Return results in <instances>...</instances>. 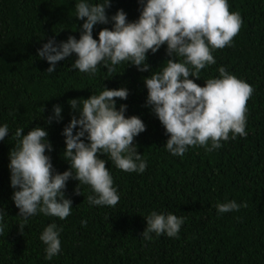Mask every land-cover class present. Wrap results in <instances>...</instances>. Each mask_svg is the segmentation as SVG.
Segmentation results:
<instances>
[{
  "label": "trees",
  "instance_id": "1",
  "mask_svg": "<svg viewBox=\"0 0 264 264\" xmlns=\"http://www.w3.org/2000/svg\"><path fill=\"white\" fill-rule=\"evenodd\" d=\"M77 0H0V125L7 123L10 134L0 142V209L7 213L5 231L0 235V264H264V0H228L229 11L239 12L242 25L231 46L212 54L216 63L200 72L199 86L219 75L223 66L247 82L253 93L246 101L245 137L221 141L211 152L190 147L182 156H172L164 146L169 138L159 120L145 106L147 90L143 80L169 57L166 45L152 54L149 72L122 64L108 74L100 69L94 77L78 70L69 71L75 56L50 66L37 56V50L55 36L57 42L72 35L79 39L83 21L75 18ZM119 9L128 20L139 16L138 0H111L108 15ZM111 25L94 27L93 37ZM77 31V32H76ZM126 87V117L138 116L146 131L134 144L147 161L144 173H126L108 159L120 199L116 206H90L87 186L75 195L77 181L69 180L65 197L72 200V212L64 220L38 214L23 223L11 197L8 154L16 144L14 133L27 134L45 127L53 105L62 106L63 120L47 126L55 170H68L62 153L63 128L70 122L71 99H87L103 89ZM42 107L44 112H42ZM11 113V114H10ZM231 135V133H230ZM210 146V145H209ZM236 200L247 204L239 211L218 215L215 205ZM152 211L184 216L178 238L166 235L151 241L142 239L144 217ZM85 222V223H82ZM50 223L62 227L61 253L44 259L39 237Z\"/></svg>",
  "mask_w": 264,
  "mask_h": 264
},
{
  "label": "clouds",
  "instance_id": "2",
  "mask_svg": "<svg viewBox=\"0 0 264 264\" xmlns=\"http://www.w3.org/2000/svg\"><path fill=\"white\" fill-rule=\"evenodd\" d=\"M138 4V18L129 21L123 9L108 15L111 0H77L75 18L83 21L77 28L79 39L70 35L66 41L57 42L53 36L43 43L37 56L50 65L46 72L55 73L57 63L73 55L69 71L78 70L88 77H94L100 69L112 74L125 63L149 72V52L155 54L166 45L169 59L143 80L145 106L169 137L164 149L182 157L190 147L211 152L222 147L221 141L245 137L246 101L253 88L223 66L217 70L219 75L207 79L203 87L189 78L200 80L201 70L216 63L212 53L231 46L242 25L240 13L229 11L228 0H138ZM97 25L111 28H102L94 38ZM128 96L126 87L103 86L87 99L68 101L74 114L61 133L65 144L62 156L69 166L63 173L55 170L51 156L46 154L53 151L46 128L63 120L61 105H53L45 127L32 128L26 135L22 127L15 130L16 144L9 151L7 167L11 199L23 221L20 232L29 218L38 214L60 220L71 214L72 200L65 197L69 180L78 182L75 195L83 196L81 186L88 187V205L116 206L120 196L106 167L108 159L126 173L145 172L147 161L138 154L134 140L146 131V125L138 116L126 117V104L117 107V100H127ZM9 134L8 124L0 125V142ZM241 207L247 204L229 200L215 205L218 215ZM6 216L0 209V235L5 231ZM144 220L141 237L145 241H151L153 234L178 238L185 222L184 216L156 211ZM62 230L56 223L43 229L39 239L45 260L51 261L61 253Z\"/></svg>",
  "mask_w": 264,
  "mask_h": 264
}]
</instances>
